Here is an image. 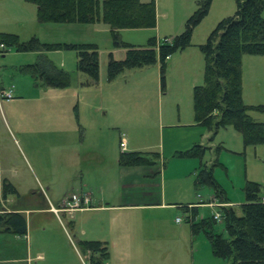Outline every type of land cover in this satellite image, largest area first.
I'll return each mask as SVG.
<instances>
[{"label":"rangeland","instance_id":"obj_1","mask_svg":"<svg viewBox=\"0 0 264 264\" xmlns=\"http://www.w3.org/2000/svg\"><path fill=\"white\" fill-rule=\"evenodd\" d=\"M201 1L157 0L155 28H123L119 39L138 46L146 45L151 36L171 39L186 29L188 18L198 9ZM236 8V0H211L208 13L192 30L191 44L176 50L171 58H167L164 73L166 83L163 86L160 60L150 65L126 68L113 79L108 77L107 64L111 53L116 58H122L127 47L116 43L111 26L102 18L87 23L42 22L38 19L34 2L0 0V31L15 32L23 40L36 35L48 42H92L97 45L100 58L99 80L87 82L89 76L77 68L76 49L59 47L43 50L58 66L71 73L69 85L46 86L39 83L31 67H24L27 62L36 60L37 50H19L15 45L0 48V93L12 90L11 97L0 94L2 176L10 177L21 194H27L31 188L43 190L42 182L51 186L50 194L55 192L59 195L64 187L69 186H62L63 175L60 170L67 166L66 156L73 152L77 141L67 140L66 137L61 139L50 128L62 121H77L76 118H80L83 126L96 120L107 131L103 135L111 150L122 149L119 144L121 131L125 132L131 144L137 146L135 148L141 150L163 152L164 144V157L169 166L166 171L168 190L172 187L180 192L173 184L176 181L174 176L178 178L183 168L190 173L201 161L208 165L215 162L213 174L217 182L233 203V208L242 213L246 182L256 180L264 186V143L246 145L241 132L232 124L219 127L215 135L205 124L167 126L168 122H176L179 118L195 120L194 87L204 83L206 66L200 44L207 40L219 20L233 14ZM241 61L244 101L264 105V54L244 52ZM19 83L26 84L27 88L23 89V97L14 98L20 93ZM250 113L257 120L264 121V110L252 109ZM141 128L147 130L146 136L140 132ZM202 132L204 138L208 134L203 141L206 149L202 157H183L180 153L178 155L183 158L173 155L178 148L173 147V144L176 145L178 139L183 142L192 134L200 138ZM26 156L34 168L27 163ZM185 159L195 160L185 162ZM46 165L51 166L50 170L47 171ZM113 165L117 170V162L113 161ZM177 166H180V173L175 175ZM111 167L104 157L100 158L93 171L96 182L101 181V169ZM189 176L184 175L183 180H190L193 189L183 188L182 194L192 191L190 197L197 198L196 192H199L201 196L196 200L211 201V205L198 208L197 218L214 216L220 210L218 199H212L215 188L210 184L195 188V172ZM97 191L94 188L95 194ZM69 192L68 197L74 193L79 196L86 194L79 188H71ZM116 215L113 214V217ZM129 215L123 218L122 223H117L113 217L110 221L105 215L94 213L90 218H93L96 226L92 222L88 225V228L100 225L108 231L113 228V233L121 231L122 249H118V245L111 247L116 258L124 255L120 264H152L149 260L151 256L154 264H233L213 254L205 232H195L192 223L186 220L188 213L179 206L175 209L163 208L159 212L156 209L133 210ZM178 216L182 217L181 223L176 221ZM215 228L216 231L226 232L221 218L217 219ZM179 233H182L180 239ZM124 247L126 253L122 251ZM157 248L159 252L151 251ZM24 249L25 246L21 247V251ZM87 260L91 264L90 258ZM109 261V258L105 260L106 263Z\"/></svg>","mask_w":264,"mask_h":264},{"label":"trees","instance_id":"obj_2","mask_svg":"<svg viewBox=\"0 0 264 264\" xmlns=\"http://www.w3.org/2000/svg\"><path fill=\"white\" fill-rule=\"evenodd\" d=\"M37 5L38 19L42 22H94L103 19L112 29L117 44L127 47L122 58L110 55L108 77L118 76L130 67L161 62L162 85L165 86L167 58L176 50L191 44L192 30L208 13L211 0H202L198 9L188 18L186 29L174 35L157 39L151 36L146 45L138 46L119 39L122 28L154 27L157 23L156 0H28ZM236 11L217 23L205 42L200 44L206 58L205 81L194 87V111L198 123L208 125L215 134L219 127L232 124L241 132L246 145L264 143V121L250 113L252 109L264 110V105L248 104L243 99L242 54H264V0H236ZM0 42L15 45L19 50H37L40 56L27 63L42 85L66 86L71 83L70 71L58 66L43 53L45 49L68 47L77 51V68L89 76L87 82H97L100 77L99 50L92 42H48L36 35L23 40L15 32L0 31ZM5 48V47H4ZM206 146L195 144L179 151L183 155L202 157ZM159 151H122V165L155 164ZM202 162L197 174L198 184H210L216 196L223 201L229 198L217 182L214 165ZM18 193L16 186L4 178L0 183V230L24 235L28 231L26 216L17 210H6L4 203L9 194ZM246 199L241 204L242 213L231 205L221 206V219L225 231H216L214 216L197 218L198 209L186 208L187 219L195 232L203 230L210 240L215 256L233 264H264V186L256 180L245 185ZM79 245L90 254L91 264H106L109 250L104 241L81 239Z\"/></svg>","mask_w":264,"mask_h":264},{"label":"crops","instance_id":"obj_3","mask_svg":"<svg viewBox=\"0 0 264 264\" xmlns=\"http://www.w3.org/2000/svg\"><path fill=\"white\" fill-rule=\"evenodd\" d=\"M159 39L161 38H158V40ZM37 53L38 56L36 60L39 58L41 52L38 51ZM43 53L47 55L45 51ZM171 56L172 55L169 57L171 58ZM18 88L20 93L14 95V98L23 97V89H26L27 85L19 83ZM76 119L77 121L73 119L71 122L62 121L58 126L56 125L50 128L51 132H55L61 139L66 137L65 139L67 140L77 141V144H74L73 152L66 156L67 166L60 170L63 175L62 186H69L64 187V190L59 192V195L55 192L50 194L51 186L48 184L44 185L42 182L41 185L43 190L39 189V187L31 188L29 192H26L27 194H23L22 192V195L18 186L10 177L2 176L0 168V183H2L4 178H8L18 190V193L9 194L4 203L5 209L23 212L28 224V231L24 235L0 230V264H89L87 259L90 258V254L85 253L80 247L79 241L81 239L104 241L109 250L108 258L110 260L109 263L106 264H120L124 259V255L121 254L116 258L113 255L114 250H111V247L118 245V249H122L120 244V236H122L121 231L118 232V230H116V232L113 233V228L111 231H108V229L105 230L100 225L88 228L89 222L95 225L93 218H90L92 214L101 213L105 215L106 218L108 217L110 221L113 214H117L113 218L116 219L117 223H122L123 218L130 216L129 212L133 210L156 209L159 212V210L163 208L175 209L176 206H179L187 212L186 208L195 206L198 209L207 204L211 205V201L206 202L203 199L196 200L201 196L199 192H196L197 198L190 197L192 191L189 194H182L183 188L191 189L192 187V182L190 183V180H183L184 175L190 177V173L195 172L196 178L194 186L198 188L199 185H201L196 181L200 165L194 166L190 173L185 172L186 168H183L184 171L181 173L179 172L180 175L178 178L174 176L176 181L173 186L176 189L179 188L180 192L172 189V187L168 190L166 184V171L169 169V166H167L164 157L166 153L164 144L163 152L159 150H142L160 152V159L155 164L122 165L119 161V155L122 151L141 150L135 148L137 147L135 144H131L125 132H120L119 144L122 138L125 137L127 140L126 148L124 150L118 148V150H111L107 147L106 136L103 135L107 131H105L102 126H99L96 120H92L87 126H83L80 118ZM200 124L201 123H198L196 119L181 120V118H179L176 122H168L167 126H195ZM140 132L146 136L147 130L141 128ZM207 135L204 138L202 132L200 138H198L199 135L192 134L185 138L183 142L178 139L176 145L175 143L173 144V147H178L175 149L173 155L180 156L178 155L180 149V151H184L195 144L203 145V141L207 139ZM130 144L131 148L129 149ZM172 151L173 150H171V152ZM182 156L180 157H185ZM102 157H104L112 167L111 169H101L102 178L98 183L96 182L97 177L93 171L96 169L98 160ZM26 159L30 167L34 168L29 157ZM189 160H192L190 162H194L193 160L195 159H185L184 161L187 162ZM113 161L118 164L117 170L113 165ZM202 162L203 161H201V163ZM46 166L48 167L47 171L50 170L51 166ZM185 167L188 166L186 165ZM179 169L180 166L175 167V175L179 174ZM71 188H79L82 192H85L86 194L82 196H87L91 199L88 205L74 209L66 208L67 201L70 199L68 195ZM94 188L98 189L96 194L93 192ZM212 199H218L220 210L222 205H231L233 207V203L230 200H220L216 196V192ZM34 218H38L35 222V227L32 226L35 221ZM186 220L189 221L187 216ZM176 221L177 223L182 222V220H178V217ZM156 236L158 237L159 235L156 234ZM181 236L182 233H179V239ZM24 246V251H21V247ZM125 248L126 247L122 250L123 253H126L124 252L126 250ZM151 251L159 252V249H152ZM157 257L160 258L159 255ZM147 258H149V256H147ZM149 260L154 264L152 256Z\"/></svg>","mask_w":264,"mask_h":264},{"label":"built area","instance_id":"obj_4","mask_svg":"<svg viewBox=\"0 0 264 264\" xmlns=\"http://www.w3.org/2000/svg\"><path fill=\"white\" fill-rule=\"evenodd\" d=\"M5 44L3 42H0V48H4ZM1 95H4L5 97H11L12 96V90L10 91H2L0 93ZM126 143L127 140L125 137L122 138L120 145L122 147V149L124 150L126 148ZM90 201V198L87 196H79L77 194H72V196L70 197V199L67 201V207L69 209H74V208H79L82 207L84 205H88ZM222 216L221 210H219L217 213L214 214V217L216 219H220ZM178 220H182V217L178 216Z\"/></svg>","mask_w":264,"mask_h":264}]
</instances>
